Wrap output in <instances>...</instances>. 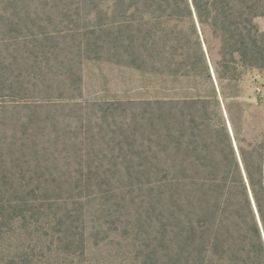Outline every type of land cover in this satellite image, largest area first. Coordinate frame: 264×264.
I'll use <instances>...</instances> for the list:
<instances>
[{
  "label": "trees",
  "instance_id": "obj_1",
  "mask_svg": "<svg viewBox=\"0 0 264 264\" xmlns=\"http://www.w3.org/2000/svg\"><path fill=\"white\" fill-rule=\"evenodd\" d=\"M261 18L264 0H0V264H264V102L242 100ZM87 61L153 74V101L84 100Z\"/></svg>",
  "mask_w": 264,
  "mask_h": 264
},
{
  "label": "rangeland",
  "instance_id": "obj_2",
  "mask_svg": "<svg viewBox=\"0 0 264 264\" xmlns=\"http://www.w3.org/2000/svg\"><path fill=\"white\" fill-rule=\"evenodd\" d=\"M259 23L264 27V18L259 19ZM253 79V77L247 78L245 81L242 100L249 103L264 102V72L257 76L256 81ZM153 81V74L150 73L105 62L87 61L84 70L83 98L91 101L90 103L94 100H121L136 103L153 101ZM251 111L249 114L251 118L260 119L264 115V110L259 107L252 108ZM57 112L60 113L59 110ZM149 132V137L152 138L153 131ZM146 149L149 148L146 146L134 148L135 151ZM111 259L102 257L100 264H114L110 261ZM125 261L127 264H138L135 259L126 257L117 264H124Z\"/></svg>",
  "mask_w": 264,
  "mask_h": 264
}]
</instances>
